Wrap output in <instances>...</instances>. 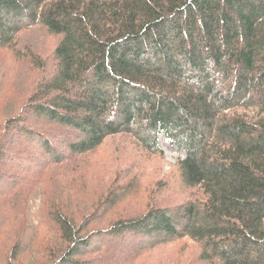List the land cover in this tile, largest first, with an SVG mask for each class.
<instances>
[{"label":"trees","instance_id":"trees-1","mask_svg":"<svg viewBox=\"0 0 264 264\" xmlns=\"http://www.w3.org/2000/svg\"><path fill=\"white\" fill-rule=\"evenodd\" d=\"M36 27L60 42L52 68L29 60L48 77L22 94L28 111L7 119L0 139V264H19L28 250L24 215L47 169L20 158L21 146L68 173L71 162L122 136L162 154L161 133L186 153L179 167L188 200L97 231L93 216L79 226L62 205L68 194H56L46 213L56 241L37 261L91 264L79 258L99 248L95 264H125L143 247L188 239L205 264H264V0H0V48L15 49ZM43 125L77 136L63 152ZM126 198L101 194L95 208L132 213ZM129 237L139 238L133 249H119Z\"/></svg>","mask_w":264,"mask_h":264},{"label":"rangeland","instance_id":"rangeland-1","mask_svg":"<svg viewBox=\"0 0 264 264\" xmlns=\"http://www.w3.org/2000/svg\"><path fill=\"white\" fill-rule=\"evenodd\" d=\"M59 42L60 37L50 35L44 27H36L19 35L15 49L0 48V139L7 134L5 130L7 119L25 116L28 111L30 99L22 94L27 89H33L36 82H40L43 77H48L49 72L46 69L38 70L30 61L37 57L43 64H47V68H52L55 63L53 54ZM40 127V131L45 132L44 134L48 133L50 140L63 152L66 151L63 145L77 136L74 132L60 127L49 125ZM66 139L68 142L65 141ZM159 143L162 154H151L128 137L110 139L92 155L84 157L81 162L79 159L75 163L71 162L68 165V173L54 164L51 165L50 161H44L45 157L41 154L39 155L42 159H38L37 150L27 145L21 146L23 155L17 153L20 158L30 164L33 163L35 169L40 164H45L43 167L47 169L41 178L42 190L38 189L26 207L24 217L27 227L21 242L28 250L19 258V264H41L38 261H43L45 245L56 241L55 227L49 223L46 213L48 205L52 207L54 204L55 195L64 191L68 197L62 205L78 216L80 223L78 225L85 224V220L81 221L83 216L86 218L93 216L91 219L93 224L89 229L97 231L107 230L111 221L116 223L122 216L128 218L137 214V211L144 212L149 206L173 209L185 203L192 193L182 183L179 161L186 157V153L166 141L163 133L159 135ZM13 150L15 149L9 147V151L14 152ZM2 166L0 168H6ZM11 172L15 175L19 174L17 170ZM72 177L77 181L72 183ZM104 185L107 188H103ZM101 194H127L123 206L132 213L126 211L127 213L122 214V211L121 213L117 211L119 215L115 212L101 215L99 209L95 208L96 200H99ZM46 195L50 197V201L47 200ZM17 235L15 239L18 243ZM4 236L3 234L0 241ZM138 240L139 238L129 237V244L118 243L117 247L129 251ZM59 242L62 244L60 240ZM98 249L92 250L93 254L87 259L79 258V260H85L81 261L82 263L95 264L98 258L95 252ZM144 249L145 247L133 253L124 263L205 264L200 260L199 246L188 239L161 245L157 249L148 251Z\"/></svg>","mask_w":264,"mask_h":264}]
</instances>
